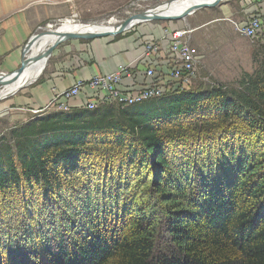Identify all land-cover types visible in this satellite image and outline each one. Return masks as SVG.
Listing matches in <instances>:
<instances>
[{
  "label": "trees",
  "instance_id": "16d2710c",
  "mask_svg": "<svg viewBox=\"0 0 264 264\" xmlns=\"http://www.w3.org/2000/svg\"><path fill=\"white\" fill-rule=\"evenodd\" d=\"M252 87L9 131L0 264H264V68Z\"/></svg>",
  "mask_w": 264,
  "mask_h": 264
},
{
  "label": "crops",
  "instance_id": "0c3cea01",
  "mask_svg": "<svg viewBox=\"0 0 264 264\" xmlns=\"http://www.w3.org/2000/svg\"><path fill=\"white\" fill-rule=\"evenodd\" d=\"M128 3L129 0H67L60 4L41 5L35 4V0H0V70L8 71V75L19 69L24 48L29 40L36 33L42 34L52 30L55 22L62 24L65 20L61 19L70 17L72 11L79 12L76 13L78 18L90 15L85 20L87 24L76 23V20L71 19L73 23L91 25V21L101 19L107 14L112 15L124 7L126 17L121 20L116 18L108 20V25L114 27L141 13L140 11L127 16ZM199 3L200 0L195 2ZM69 5H72V8L68 7ZM129 5L133 6V1ZM252 12H264V0L260 4H254L243 15ZM106 23L107 20H104L95 25ZM175 23L177 22L170 20L151 21L138 24L116 36L63 42L54 51L39 82L6 99L0 108V111L4 112L0 116L5 117V133L36 117L29 110L45 108L58 94L70 89L76 81L115 72L121 65H135L132 77L125 79L121 85L124 92H131L152 82L145 75L148 65H152L157 71V77L165 79L163 82L166 83L171 57V34L183 30V26H176ZM45 38L46 36H42L38 41ZM151 44L157 45L159 52L149 60L145 58V50ZM104 97L103 91L86 87L76 98L68 101L60 99L59 104L66 103L73 112L80 110L91 100H101ZM55 112L56 107L46 114Z\"/></svg>",
  "mask_w": 264,
  "mask_h": 264
},
{
  "label": "rangeland",
  "instance_id": "374dc122",
  "mask_svg": "<svg viewBox=\"0 0 264 264\" xmlns=\"http://www.w3.org/2000/svg\"><path fill=\"white\" fill-rule=\"evenodd\" d=\"M131 1H133V6L129 5ZM162 1L164 0H129V3L127 5V8L129 9L127 12L129 13L127 14V16L129 14L138 13L140 11L143 12L153 6L161 4L159 2ZM213 1L206 2V4L212 3ZM195 2H198V0L188 1V3ZM261 2H263V0H226L214 7L199 9L192 16L176 21V26H183V30L186 29L192 31L190 37L191 44L199 51L200 63L198 64L195 72L192 73V76L189 80L182 83L177 82V84H173L174 88L168 90V92H166L164 96H168L169 94L179 91H204L212 88H223L224 90L238 93L247 92V95L250 96L253 89L252 85L255 79L258 77L260 71L264 68V34L259 36L257 35L254 38L244 36L235 29V26L231 21L240 22L247 19L251 14L256 12L243 15L245 11L251 9L254 4H260ZM36 3L39 4V1L35 0V4ZM68 7L72 8V5H69ZM180 10H182V8H178V10H175L169 15H180L182 13L180 12ZM125 11L126 10H124V7H122L118 11L112 13V15L107 14L105 17H101V19L98 18L95 21H91V25H81L76 23L87 24L85 20L90 15H85L86 17L80 16V18H78L76 13L79 12L74 10L72 11L70 17L61 19L63 21L65 20L62 24H60V22H55L53 24V29L59 27L60 29L70 32L68 30L69 27H74V29L80 28L82 26L89 28H109L110 26L108 25V20H111V18L121 20L122 18L126 17ZM69 19H73L74 21L76 20V23L72 22V24L68 26L65 23H67L66 21ZM104 20H107L106 25H95L100 24ZM83 32L89 31L84 30ZM39 34L40 33H36V35ZM44 40L47 41L46 38L42 41ZM42 41H38L36 43V46L32 47L26 56L30 55L34 50H36V48H38L39 44ZM7 73L8 71L0 70V77L6 76ZM101 75L105 74H98L91 78L93 79ZM40 79L41 77L36 82L24 88L36 85ZM0 88L2 87L0 86ZM22 89L14 93L12 96H15ZM5 101L6 100L0 102V108L3 107ZM80 110L83 109L80 108ZM1 113L3 114L4 112H2L1 110L0 115ZM3 116H0V138L4 136L8 137L9 135V132L5 133L4 131L6 128V124L5 117ZM78 180L85 181V178L80 176ZM75 184L76 183H74V185ZM36 191L37 193L34 194H38V196L40 197L44 195L42 189H40L39 191L42 194H39L38 190ZM68 191H72V193L75 192L74 188H71ZM2 201L3 199L0 196V227H2V223H6L7 225H9L6 215L2 216V213H6L5 210H3L6 204L4 203V201ZM9 227L10 226L6 227V229H9ZM0 234L2 233L0 232ZM3 246L4 244L0 243V247H2L1 250L4 252L5 257H7L10 250L8 249V246Z\"/></svg>",
  "mask_w": 264,
  "mask_h": 264
},
{
  "label": "built area",
  "instance_id": "2783aa9c",
  "mask_svg": "<svg viewBox=\"0 0 264 264\" xmlns=\"http://www.w3.org/2000/svg\"><path fill=\"white\" fill-rule=\"evenodd\" d=\"M39 4H58L67 0H38ZM235 29L242 35L247 37H256L264 34V12L250 15L247 19L236 22L231 21ZM192 31L180 30L171 34L170 40V64L169 72L165 79L157 77V71L152 65H148L145 71L147 78L151 79V83L141 86L139 89L131 92H124L121 85L125 79L132 77V69L135 65H121L114 73H109L89 80H78L74 83L70 90L58 94L56 98L45 108L40 110H29L35 116L46 114L49 110L56 107V112H70V107L66 103L59 104L60 99L66 101L76 98L83 88L89 87L92 90H100L105 93V97L101 100H91L83 110H95L100 106H116L120 108H129L142 103L159 99L163 97L168 90L174 88L173 84L182 83L189 80L192 73L195 72L200 63V54L196 47L191 44ZM158 46L155 44L148 45L145 50V58L151 59L157 54ZM25 110V109H19Z\"/></svg>",
  "mask_w": 264,
  "mask_h": 264
},
{
  "label": "water",
  "instance_id": "95a60500",
  "mask_svg": "<svg viewBox=\"0 0 264 264\" xmlns=\"http://www.w3.org/2000/svg\"><path fill=\"white\" fill-rule=\"evenodd\" d=\"M178 1L180 0H168L159 5L151 7L137 15H134L133 17L122 22L121 24L114 26L112 30H106V31H101V32L74 31V32L60 33V30H59L60 28L58 27L56 29L48 30L45 33L35 35L29 40V42L24 48L23 61L21 63V67L13 73L0 77V86L2 87L0 88V102L8 99L20 89L36 82L42 76L44 70L47 67L48 61L52 57L54 51L65 41L73 40V39L89 40V39H95V38L106 37V36H116L118 34H121L125 31L132 29L138 24L151 22V21L182 20L190 16L191 14L195 13L199 9L214 7L218 5L219 3L224 2L226 0H215L212 3H208V4L194 5L186 9L182 14L177 15V16H168V15L163 14L164 8H167L168 6H171L172 4ZM42 36H48V37L54 36L55 39H53V41L50 44L46 45L42 51H39V53H36L32 57L28 58V56H26L27 53L32 47L36 46L35 43ZM39 64H41V69H40V73L37 76V78L33 82H28V80L24 81V83L21 86H18V83L22 82V77L24 73L26 72V70L32 65H39ZM15 87L17 88L14 90ZM4 94H8V95L3 96Z\"/></svg>",
  "mask_w": 264,
  "mask_h": 264
},
{
  "label": "bare ground",
  "instance_id": "6f19581e",
  "mask_svg": "<svg viewBox=\"0 0 264 264\" xmlns=\"http://www.w3.org/2000/svg\"><path fill=\"white\" fill-rule=\"evenodd\" d=\"M188 1L189 0H180V1L172 4L171 6H168L167 8H164L163 9V14L169 15L172 12H174L175 10H178V8H182V10H180V12L183 13L186 9H188V8L194 6V5L206 4V2L213 1V0H207V1L200 0V3L199 4L188 3ZM66 22L67 23H65V24H67L68 26H70L72 24V20H70V19L67 20ZM112 28L113 27H109V28H89V27L82 26V27L76 28V29H74V27L73 28L72 27H69L68 30L70 32H74V31L82 32L84 30L89 31V32H101V31H106V30H112ZM59 30H60V33H67L66 30H63V29H59ZM48 39H50V40H48ZM53 39H55L54 36H52V37H48L47 36L46 37V40L47 41H45V40H44L45 42L42 41L43 43L41 42L39 44L38 48H36V50H34L30 55H28V58L32 57L36 53H39V51H42L46 45L50 44L53 41ZM40 69H41V64L30 66L26 70V72L24 73V75L22 77V82H19L18 83V86H21L24 83V81H27V80H28V82H33L37 78V76L39 75ZM17 87H15L14 90ZM5 95H8V94H4L3 96H5Z\"/></svg>",
  "mask_w": 264,
  "mask_h": 264
}]
</instances>
